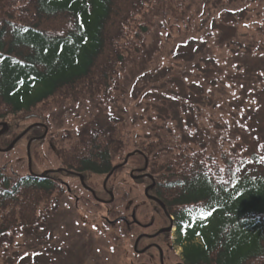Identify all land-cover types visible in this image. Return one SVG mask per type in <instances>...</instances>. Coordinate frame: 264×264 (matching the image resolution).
I'll list each match as a JSON object with an SVG mask.
<instances>
[{"label":"trees","instance_id":"1","mask_svg":"<svg viewBox=\"0 0 264 264\" xmlns=\"http://www.w3.org/2000/svg\"><path fill=\"white\" fill-rule=\"evenodd\" d=\"M174 2L0 0V121L8 125L0 146L34 123L45 124L46 107L108 99L127 64L144 50L155 20L166 18ZM74 46L75 54L67 49ZM40 135L35 126L16 145ZM47 136L32 141L31 154ZM163 136L137 149L142 154L130 157L125 169L147 161L155 194L174 218L185 263L264 264V140L248 154H211L204 145ZM120 148L118 137L93 132L60 148L59 168L82 173L89 184L93 175L104 179ZM51 170L40 177L0 169V257L10 235L48 231V218L67 193L61 182L73 178Z\"/></svg>","mask_w":264,"mask_h":264},{"label":"rangeland","instance_id":"2","mask_svg":"<svg viewBox=\"0 0 264 264\" xmlns=\"http://www.w3.org/2000/svg\"><path fill=\"white\" fill-rule=\"evenodd\" d=\"M67 49L73 54L78 50ZM143 49L127 64L108 99L46 107L48 136L33 148L32 173L59 168L60 148L93 132L119 138L115 164L159 135L193 148L204 145L211 154L222 150L248 154L262 143L264 0H175L166 18L155 20ZM26 144L23 139L10 152H0V169L27 174ZM92 179L98 185L103 180L98 175ZM111 180L115 200L109 208L115 215L109 219L128 217L127 205L140 207L144 202L143 185L128 177V169ZM67 183L75 184L71 179ZM76 197L78 203L63 195L48 218L46 233L10 235L0 264L145 261L132 254L133 237L108 228L105 210L89 194L77 190ZM138 211L143 219L145 208Z\"/></svg>","mask_w":264,"mask_h":264},{"label":"flooded vegetation","instance_id":"3","mask_svg":"<svg viewBox=\"0 0 264 264\" xmlns=\"http://www.w3.org/2000/svg\"><path fill=\"white\" fill-rule=\"evenodd\" d=\"M40 128L43 132V127ZM38 137L39 136H32L29 137L28 140ZM2 148L3 147L0 146V149ZM128 160L127 163L120 169H125L127 165L130 166V164H128ZM113 166L111 167V169L113 168ZM143 167L144 166H131L128 168V177L134 182L143 185L144 202L140 205V207L143 206L146 211L143 219H141L139 216L140 213L138 210L140 207L136 205L132 206L131 204H129L126 206V209H131L130 214L128 217L123 216L126 218V220L113 223L112 221H114L115 218L111 220L109 219V217L113 215L114 210L110 209L109 207L112 206L115 200L113 193L114 188L109 189L107 188L106 184L104 187L103 179L102 183L100 184V187H102L104 191V195H106V197H103V195L98 190V183H93L92 177L97 175L91 176L89 184H86L84 175L80 173L83 176V185L78 176L72 174L71 176H73V178L70 179L75 182V184H73V188H75L76 190L75 194L73 195L72 187H70L67 182L61 183L66 187L67 194L75 198L76 203L79 202L78 197H76L77 190H82L83 192L89 194L95 204L105 210V214L107 217H103V221L108 224V228L123 233L125 237H133L131 247L132 254L135 258H143V260H145L144 262L138 264H186L183 257V245L177 243V238L175 235L176 230H174V218L172 214L168 212L165 204L155 194V179L149 172H147L146 169L143 170ZM61 169L66 173L67 170H64L63 168ZM117 171L118 170L113 172L112 176L116 174ZM78 185H80V187H77ZM145 190H147L146 195ZM92 192L95 194L96 198L93 197ZM109 193H112L113 195L112 202H106L110 199ZM151 198H155L157 201ZM101 201H104L105 203ZM133 213L135 216V220L131 218V215ZM118 224H122V226L117 228ZM130 264H133V261H130Z\"/></svg>","mask_w":264,"mask_h":264},{"label":"water","instance_id":"4","mask_svg":"<svg viewBox=\"0 0 264 264\" xmlns=\"http://www.w3.org/2000/svg\"><path fill=\"white\" fill-rule=\"evenodd\" d=\"M35 126H42V127H44V133L40 136V137H38V139H43L44 137H45V135H46V133H47V127H45V126H43L42 124H32V125H30L29 127H27L21 134H19L15 139H13V141L6 147V148H4V149H0V151L1 152H9V151H11L12 149H13V147L15 146V144L22 138V137H24L25 136V134L31 129V128H33V127H35ZM8 130V126H7V123H0V136L2 135V134H4L6 131ZM31 142H32V140H29L28 142H27V144H26V155H27V163H28V171H29V173L31 174V175H35V176H40V177H43L45 174H47L49 171H44L43 173H41V174H39V175H36V174H34V173H32V170H31V156H30V145H31ZM137 154H142L139 150H135V151H132V152H130V153H128L126 156H125V158H124V160H123V162L121 163V164H119V165H116V166H114L113 168H112V170L106 175V177H105V179H104V183H103V186L105 187V184H106V182H107V180H108V178L111 176V174L115 171V170H117L118 168H120L121 166H123L124 164H126V162H127V160H128V158L129 157H131V156H134V155H137ZM146 167H147V161L145 160V164H144V167H143V170L144 169H146ZM60 170V169H59ZM68 174H75V175H77L78 176V178L80 179V181H81V183L84 185V183H83V176L80 174V173H74V172H67ZM150 177V176H149ZM151 178V177H150ZM152 181H153V179H152ZM147 194V190H145V195ZM92 195H93V197H95L96 198V196H95V194L92 192ZM109 197H110V199L108 200V201H106V202H112L113 201V195H112V193H109ZM151 199H153V200H155V201H157L155 198H151ZM101 202H103V203H105L104 201H101ZM162 206V205H161ZM131 218L133 219V220H135V216H134V213L131 215ZM126 220V218L125 217H119V218H117V219H115L114 221H112L113 223H116V222H118V221H125Z\"/></svg>","mask_w":264,"mask_h":264}]
</instances>
